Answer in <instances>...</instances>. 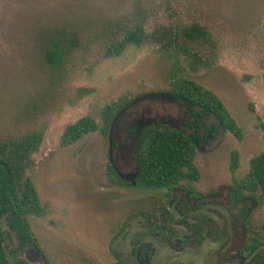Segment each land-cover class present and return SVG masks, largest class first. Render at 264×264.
Masks as SVG:
<instances>
[{"label": "rangeland", "instance_id": "rangeland-1", "mask_svg": "<svg viewBox=\"0 0 264 264\" xmlns=\"http://www.w3.org/2000/svg\"><path fill=\"white\" fill-rule=\"evenodd\" d=\"M193 22L208 30L198 48L208 64L181 53L165 55L150 43L106 55V47L135 24L153 31ZM57 39L66 55L51 64L45 50ZM263 74L264 0H0V137L42 132L26 173L47 207L45 216L28 219L44 251L59 264H114L113 240L114 249L129 256L134 240L153 243L150 235L168 234L161 223L169 214L180 239L191 235L181 218L192 228L196 216H210L214 205L191 209L179 206L183 190L166 198V188L125 185L109 177L108 163L133 178L132 127L155 122L193 131L190 109L169 91L175 78L185 76L217 94L243 136L221 127L206 133L195 156L198 180L180 184L207 194L232 183L233 175L245 176L251 158L264 152ZM122 96L130 102L116 114L107 137L96 131L60 144L68 123L86 114L100 120L104 105ZM215 121L212 114L201 118L203 125ZM233 150L239 152L234 172ZM228 242L213 243L208 236L200 244L190 241L181 262L171 258L168 243H160L168 256L154 258L156 264H227L214 251L234 248L236 242Z\"/></svg>", "mask_w": 264, "mask_h": 264}, {"label": "trees", "instance_id": "trees-1", "mask_svg": "<svg viewBox=\"0 0 264 264\" xmlns=\"http://www.w3.org/2000/svg\"><path fill=\"white\" fill-rule=\"evenodd\" d=\"M207 40L208 30L197 22L157 26L153 31H147L143 25L135 24L124 31L117 41L106 47V55H119L127 46L150 43L158 46L165 55L181 53L196 62L208 64L198 49ZM65 51L64 42L57 39L52 42V47L45 50V55L51 64H59L64 60ZM169 91L176 100L185 103L190 109L194 121L187 124L191 125L193 131L189 133L183 129L155 122L147 123L138 129L132 127L131 130L136 132L135 185L137 186L170 189L185 179L196 181L200 173L195 164V156L206 133L214 135L217 128L221 127L224 131L232 132L239 139L243 136L241 127L213 90L194 79L179 76L172 81ZM129 102L128 97L122 96L104 105L100 120L91 114H86L68 123L61 135L60 144L67 146L96 131L107 137L116 114ZM194 107L199 110H194ZM209 114H212L216 121L211 125H203L201 118ZM260 126L264 129V123H260ZM41 141L42 132L38 130L28 131L18 137H0V185L6 189L7 198L17 214L21 232L36 241L28 215L45 216L47 207L41 204L37 189L26 171L32 167L31 156L38 150ZM238 167L239 152L233 150L230 168L234 172ZM108 172L111 179L125 185L132 184L130 180L122 177L111 163H108ZM232 184L238 188L264 186V152L251 158L250 169L245 176L233 175ZM189 193L192 195L196 190L191 187ZM249 245H251L250 253L256 250V243L250 242L247 246ZM34 247L39 250L37 244ZM120 263L122 261L117 264ZM250 263L264 264V251H257Z\"/></svg>", "mask_w": 264, "mask_h": 264}, {"label": "flooded vegetation", "instance_id": "flooded-vegetation-1", "mask_svg": "<svg viewBox=\"0 0 264 264\" xmlns=\"http://www.w3.org/2000/svg\"><path fill=\"white\" fill-rule=\"evenodd\" d=\"M180 182L174 188L164 187L167 189L165 197L167 198L174 190H183L184 195L179 197V206L184 204L185 207L199 209L202 205L212 204L214 207H208L211 215L196 216L192 228H189V221L182 217L181 226L190 229L191 235H185L184 239H180L169 214L161 223V229L166 230L168 234L160 232L150 235L156 238L154 242L151 241L153 243L141 239L134 240V244L132 243L134 247L131 248L129 256L114 249L116 240H113L110 251L116 258L114 264L119 261H122L120 264H156L158 261L155 260V255H159L158 260L168 256L160 243H168L174 253L171 258H174L175 262H181L184 244L194 240L200 244L206 236L213 243L222 242L223 239L231 243L236 242L232 249L222 248L214 251L223 254L221 263L251 264L252 256L257 251H264V186L238 188L230 183L207 194L193 187L196 193L191 195L189 193L191 186L181 185ZM216 205L220 207L217 208ZM16 215L7 198L6 189L0 185V264H59L58 258L51 257L44 251L35 234L37 241L21 232ZM215 218L219 219L220 223H217ZM152 220L153 215H148L147 221L150 223ZM144 236L147 235H139L138 238ZM192 237L194 239L191 240ZM172 240L175 243L169 244ZM250 242L256 243L257 246L252 253L249 251L251 245L247 246ZM35 244L39 250H32Z\"/></svg>", "mask_w": 264, "mask_h": 264}, {"label": "water", "instance_id": "water-1", "mask_svg": "<svg viewBox=\"0 0 264 264\" xmlns=\"http://www.w3.org/2000/svg\"><path fill=\"white\" fill-rule=\"evenodd\" d=\"M120 175H121V174H120ZM135 177H136V174H134L133 178H132V179H130L131 183H133V184H135V183H136V182H135Z\"/></svg>", "mask_w": 264, "mask_h": 264}]
</instances>
